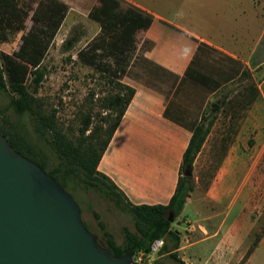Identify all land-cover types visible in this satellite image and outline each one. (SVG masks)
<instances>
[{
  "label": "crops",
  "instance_id": "crops-1",
  "mask_svg": "<svg viewBox=\"0 0 264 264\" xmlns=\"http://www.w3.org/2000/svg\"><path fill=\"white\" fill-rule=\"evenodd\" d=\"M122 1L153 20L135 33V57L124 76L134 92L97 170L132 204H167L175 190L192 130L215 92L195 76L221 83L244 70L255 81L257 94L239 112L214 174L203 186L191 172L193 189L177 216L189 223L190 241L183 245L181 225H171L180 236L176 252L193 248L195 264H229L251 243V210L264 215V74L257 77L264 68V0ZM252 247L242 264L257 255L264 264V229Z\"/></svg>",
  "mask_w": 264,
  "mask_h": 264
},
{
  "label": "trees",
  "instance_id": "trees-1",
  "mask_svg": "<svg viewBox=\"0 0 264 264\" xmlns=\"http://www.w3.org/2000/svg\"><path fill=\"white\" fill-rule=\"evenodd\" d=\"M19 1L0 0L1 40L7 37L8 32L24 28V21L29 16L31 6L29 4H26L28 7L22 6ZM33 1H36V6L30 14L32 24L27 32L21 35L19 48L11 54L0 53V91L9 92V104L14 112L17 114L27 113L36 119L34 132L38 133L44 146L49 148L50 155L53 157L50 158L44 148L29 137L28 132L13 124L7 129L0 126V133L17 151L40 165L71 195L72 193L68 189L69 184L80 183L83 187L97 191L120 210L130 214L134 230L123 226V240L121 243H117L112 234L105 229L98 212L92 211L102 231L103 243L97 240L114 256L129 251L136 252L140 249L148 250L153 239L163 237L165 243L159 252H168V255L177 264H186L176 252L180 236L176 230L171 229L173 219L170 214L175 218L181 213L185 200L193 189L192 174L184 172L192 171L194 158L201 149L214 116L212 119H208L201 115L199 122L193 128L183 153L177 184L169 202L167 204H132L107 175L97 170V164L133 95L134 89L129 85H120V88L125 90V94L116 93L107 99L115 112V117L105 138H100L101 127H93L88 135H84L90 126V116L87 115L80 128L82 138L77 142L67 139L55 128L50 115L39 113L36 110L35 92L40 86L44 74L41 67L42 59L69 7L62 0ZM97 1L98 4L94 5L87 15L98 23L101 33L99 38L77 51V58L85 64L99 68L102 72L117 76L118 73L124 72L122 64L117 62L118 67L110 68L109 65L101 63L97 58V50L101 48L105 53H113L124 56L122 59L125 58L126 53L135 48V33L140 29L148 28L153 16L131 4H127L125 8L122 7V0ZM78 39L71 35L65 40V43L69 47ZM244 75L249 76L248 71H244ZM195 78L201 82L215 83L204 75H196ZM247 87L252 93L250 99L253 100L257 94L256 87L253 84L247 85ZM213 107L215 110L219 108L217 104H214ZM50 160H52L51 167L49 166ZM86 227L90 230L87 225Z\"/></svg>",
  "mask_w": 264,
  "mask_h": 264
},
{
  "label": "rangeland",
  "instance_id": "rangeland-1",
  "mask_svg": "<svg viewBox=\"0 0 264 264\" xmlns=\"http://www.w3.org/2000/svg\"><path fill=\"white\" fill-rule=\"evenodd\" d=\"M62 1H65L69 8L41 62L44 74L41 84L35 92L37 98L36 110L39 113L50 115L55 128L73 142H77L82 138L80 128L84 118L89 115L90 126L84 135H88L93 127H101L100 138L103 139L106 137L108 128L112 125L115 117V112L110 107L107 99L116 93L125 94V90L120 88V85H127L124 76L127 75V69H129L132 59L135 57V48L129 50L123 59L124 56L105 53L101 48L97 50V58L101 63L109 65L110 68L118 67L117 62L122 64L124 72L118 73L117 76H112L107 72H102L99 68L81 62L77 58V51L99 38L101 33L98 23L87 15L88 11L94 5H97L96 2L98 1ZM19 4L22 6L29 4L31 6L29 16L24 21L23 29L8 32L4 40L0 39V53L11 54L17 50L21 44V35L31 27L30 14L36 6V1L20 0ZM122 7H127V4L122 2ZM71 35L79 39L68 47L65 40ZM263 74L264 68L257 77ZM251 84L255 85V81L244 75V70L230 81L211 84L215 92L207 101L202 115L208 119H212L214 116L211 126L214 125L211 133L203 142L202 151L191 171L193 175H199L200 184H203V186L214 174L221 156L231 142L235 129L234 122L239 118V112H243L252 100L250 99L252 93L249 87L246 86ZM29 89L31 90V87ZM9 95L8 91H0V126L7 129L13 124L28 132L29 137L42 146L46 153L50 155L49 148L44 146L43 140L38 136V133L34 132L36 119L30 117L27 113L17 114L14 112L9 104ZM214 104L219 106L218 110H215ZM252 143L253 140L249 139V145ZM52 157L50 155V158ZM49 166H52V160H50ZM68 189L80 206L83 222L101 243H103L102 231L92 214L93 210L98 212L105 229L112 234L117 243H121L123 240V226L134 230L130 214L120 210L97 191L83 187L80 183L76 185L70 183ZM251 200L256 203L257 197H253ZM258 215L257 208L251 210L250 218L256 226L255 231L248 238L251 243L245 252L234 254L235 257L231 259L229 264H242L245 256L253 248L252 246L259 234L263 233L264 215ZM170 216L173 219L172 227L181 225L182 244H187L190 241L188 234L191 233L187 228L189 223H184L183 218L177 220V217L173 218L172 214ZM206 251L201 254L207 256L208 252ZM160 254L162 253L158 252L151 255V260L147 262L149 264H177L169 255L159 256ZM177 254L186 264H195L192 260L198 257L194 254L193 248L183 249ZM260 258L257 255L250 264H257L256 262Z\"/></svg>",
  "mask_w": 264,
  "mask_h": 264
},
{
  "label": "water",
  "instance_id": "water-1",
  "mask_svg": "<svg viewBox=\"0 0 264 264\" xmlns=\"http://www.w3.org/2000/svg\"><path fill=\"white\" fill-rule=\"evenodd\" d=\"M133 253L101 245L74 197L0 133V264H139Z\"/></svg>",
  "mask_w": 264,
  "mask_h": 264
},
{
  "label": "built area",
  "instance_id": "built-area-1",
  "mask_svg": "<svg viewBox=\"0 0 264 264\" xmlns=\"http://www.w3.org/2000/svg\"><path fill=\"white\" fill-rule=\"evenodd\" d=\"M164 243L165 240L163 237L153 239L149 244L148 250L140 249L134 252L133 259L139 264H149L147 261L151 260V255L158 253Z\"/></svg>",
  "mask_w": 264,
  "mask_h": 264
}]
</instances>
